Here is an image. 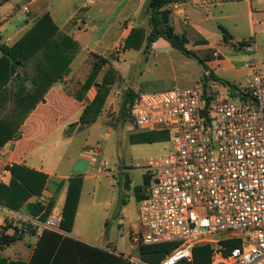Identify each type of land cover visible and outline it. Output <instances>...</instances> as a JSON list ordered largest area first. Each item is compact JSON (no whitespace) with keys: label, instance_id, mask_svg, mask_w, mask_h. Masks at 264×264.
<instances>
[{"label":"built area","instance_id":"built-area-1","mask_svg":"<svg viewBox=\"0 0 264 264\" xmlns=\"http://www.w3.org/2000/svg\"><path fill=\"white\" fill-rule=\"evenodd\" d=\"M92 4L87 0L84 8ZM243 47L249 55L255 52L251 39ZM212 57L222 60L218 51ZM244 66L252 75L234 95L209 93L201 83L136 95L135 127L167 132L172 141L169 154L140 164L146 179L138 201L141 231L131 242L135 247L176 244L155 264H192L198 245H209V264H264V75L257 61ZM210 76L206 69L204 77ZM7 212L17 238H39L44 231L67 235L60 228L62 210L55 206L43 220ZM230 241L238 245L227 248Z\"/></svg>","mask_w":264,"mask_h":264},{"label":"crops","instance_id":"crops-1","mask_svg":"<svg viewBox=\"0 0 264 264\" xmlns=\"http://www.w3.org/2000/svg\"><path fill=\"white\" fill-rule=\"evenodd\" d=\"M86 1L87 0H6L0 3V41L3 44L7 46L13 45L45 14H49L58 30L69 37L74 43L72 52L69 55L70 58L66 70L56 79H54V74L52 73L51 75H46V80H44L46 81L45 84L48 83V86L43 93V99L33 104V109L27 113L19 125L17 135L0 148V184L4 186L9 185L12 179L10 171L12 166H22L42 173L47 177L42 194L40 196H30L17 210H11L0 204V236L3 232V227L7 228L5 234L12 236L13 228L9 223L11 215L7 211L19 214L27 219H38V217H34L30 214L27 206L30 203L46 205L48 201H53L54 206L62 210L69 179L80 177V175L74 176L71 174L75 173V168L73 167L74 163L71 161V157L65 149H59V143L65 144L66 142L63 136L64 125L76 123L71 132L79 127H88L95 123L98 118H103L109 102L112 101L118 93L125 95L130 91L137 95L139 92H146L142 90H135L134 92L132 87L122 84V82H124L123 79L115 76L113 77V84L110 86V91L105 97L103 106L96 120L90 124H81L79 122L81 113L95 98L98 86L108 70L112 67L115 68L121 57L124 59L127 58L128 51L130 50H142L145 62L149 63L152 61V65L154 66V68L152 66H147L145 74L154 80L162 78V74L156 70V60H160L161 63H163L164 69L171 72L174 71L173 73H177L178 75H180L181 71H185L193 62L192 60L197 62L196 59L184 54H182V57H179L176 53H173L172 50L174 48L162 38H158L154 41L147 53L144 52L146 37L149 34L147 6L150 0H119L120 2L114 10V19L111 20V22H108L106 19H101V16L99 17L97 12H95L93 18H89V23L80 20L86 16L87 12H90L91 6H93L97 0H93L92 5L84 8ZM100 1L102 2V0ZM235 1L236 0H173V2L165 7L171 12L170 24H172L175 32L185 37V31H187L191 35V38L194 39V46L199 44L202 45L203 48L198 52L199 54L187 49L203 60L206 68H203L197 62L198 66H200L203 80L204 71L207 68L211 72V76H213L216 71L220 73L227 71L228 68L225 67V64L229 62V58L207 43L203 26L208 21L210 15L212 18H226L221 12H219L220 16L214 17L213 10L218 6L224 8L225 6L236 4ZM79 2L80 4H78ZM238 3L244 4L246 7L245 15L248 23L252 25V36L233 45L232 50L234 52L231 54L237 53L236 51L240 50L247 53L243 47V42L247 39H251L255 44V52L252 53V56L261 59V62L259 61L260 63H257L261 74L264 75V0H238ZM23 7H27V11L24 12ZM197 9L203 10V17H200L196 13H191L193 10ZM236 9V7L229 8V10L233 11H236ZM19 11L22 13L20 18L17 17ZM97 11L100 15L102 14L101 7H99ZM83 13L84 15H81ZM106 13L107 10L104 11V14ZM231 19H238L237 15L233 14ZM177 24L178 26H176ZM219 29L220 31L223 29L228 37L227 42H224L221 38V44L225 46L230 43L232 44L233 40L231 35L224 28L220 27ZM132 30L139 32V36L137 40H135V43H140V46L135 48H129L125 45V41ZM185 38L187 41L186 44H188L187 37ZM239 43H242V46L238 45ZM213 51L220 52L222 60L218 61L214 59L212 57ZM98 57L106 59V62L100 67L89 88L83 90V84L89 77L95 63H97ZM172 57L179 59L180 68H178L175 63L173 64L171 60ZM251 75L252 71L243 85L248 82ZM20 76L22 77L21 84L24 92H32L33 86L30 78L38 76L34 61L30 62L22 69ZM180 76L187 75L182 73ZM38 80H35L36 86L39 84ZM117 80L121 82L116 86ZM203 80L202 78H192L189 82L191 85L187 87H193L197 83H202ZM220 85L225 94L234 95L233 91L223 84L222 81H220ZM233 85L236 87V84ZM202 86L204 90L209 93L219 92V87L215 84L209 86L208 83L205 82ZM112 88H115L117 91L115 96L113 95ZM44 144H47V146L44 147ZM4 170H7L8 173L4 174ZM67 172L70 173V176L65 174ZM103 172L106 173L108 171L104 170ZM64 180H67V182L64 184L60 182ZM52 192H54L56 196L52 197ZM143 193L144 192H142V194ZM59 199H62L61 206L58 204V201H60ZM78 206L79 203H77L71 231L66 233L67 236L72 238H75L72 234L79 215ZM106 222H108V220H106ZM133 233H135V229L131 227L130 241ZM37 239L38 238L30 234L8 245H0V260L4 261L5 264L8 262H27L35 247ZM84 239L86 240H77L94 245L90 243L87 238ZM95 241H97V238H95ZM106 242L108 244L94 246L105 249L116 255L121 254L124 257L135 258V255L130 254L135 251L134 243L131 242V247L128 251L119 248L120 250L117 252L116 248H114L116 244L109 243V237H107ZM110 244L111 246H109ZM112 245H114V247H112ZM136 248L138 249L139 247ZM137 257L139 258L138 250Z\"/></svg>","mask_w":264,"mask_h":264},{"label":"rangeland","instance_id":"rangeland-1","mask_svg":"<svg viewBox=\"0 0 264 264\" xmlns=\"http://www.w3.org/2000/svg\"><path fill=\"white\" fill-rule=\"evenodd\" d=\"M4 1L6 0H0V3ZM119 2V0H102V2L97 0L91 6L90 12H87L86 16L88 17L85 16L80 21L84 20L89 23V18H93L95 12H97L101 19L111 22L114 19L115 7ZM235 2L236 4L224 8L218 6L213 10L214 17L220 16L219 12H221L226 18H212L210 15L203 26L207 43L229 58V62L225 64V67L228 68L227 71L222 73L216 71L213 76L210 78L204 77L203 80L200 66L194 60L185 71L180 72V75L183 73L187 76H180L173 73L174 71H167L164 69L163 63L156 60L155 67L162 74V78L154 80L145 74L147 66L154 68L152 61L145 62L142 50H130L127 58L121 57L116 67L110 68V73L123 79L122 84L132 87L134 92L135 90L161 91L182 86V88H186L191 85L189 84L190 79L202 78L201 85L205 82L209 86L215 84L219 87L218 94L225 96L220 81H227L231 85L236 84V86L243 85L251 73L250 69L245 68V62L250 60L261 62L260 58L253 57L242 50L231 54L234 52L232 50L233 45L252 36V25L248 23L245 15L246 7L244 4L238 3V0ZM99 7L102 8L101 15L97 11ZM231 7H236V11L229 10ZM105 10L108 14H104ZM191 13L203 17L202 9L193 10ZM233 14H236L238 19L232 20ZM81 15H84V13ZM21 16L22 13L19 11L17 17L20 18ZM220 27L231 35L232 44L226 46L221 44L222 33ZM185 37L189 42L186 44L187 48L197 53L200 52L203 48L202 45L194 46V39L191 38L189 32L185 31ZM172 51L182 57L181 52L175 49ZM171 60L178 68L181 67L179 59L172 57ZM120 82L117 80L116 86ZM112 90L115 96L117 91L115 88H112ZM0 92V97L4 99L3 104L2 101L0 104L2 105L0 107V118L16 123L21 122L20 119L23 118L26 111H23L17 105L15 96L17 92L13 83H8ZM125 96L118 93L109 102L103 118H98L95 123L88 127H79L71 132L76 123L64 125L63 136L66 142L65 144L59 143V149H65L74 163L75 173L71 174L74 176L80 175L82 178L79 184L78 196L79 215L72 236L83 241L86 240L84 238H87L90 243L97 246L108 244L106 240L109 237V243L116 244V247L114 245L112 247L116 248L117 252L120 250L119 248L125 251L130 249L131 227H134L135 232L141 231L138 221V201L135 196V188H140L142 192L145 191L140 164L146 160L167 155L172 151L170 135L167 138L158 137L151 143L143 141L144 134L135 127L132 119L133 106L130 102H126L123 106ZM43 146L45 147L47 144ZM95 149H100L101 154H97ZM104 162H107V165H104ZM104 170L108 172L104 173ZM65 174L70 176L69 172ZM60 182L64 184L67 180ZM54 196L56 195L52 192V197ZM59 200L58 204L61 206L62 199ZM95 238H97V241H95ZM137 250L135 247V251L130 254L137 257Z\"/></svg>","mask_w":264,"mask_h":264},{"label":"trees","instance_id":"trees-1","mask_svg":"<svg viewBox=\"0 0 264 264\" xmlns=\"http://www.w3.org/2000/svg\"><path fill=\"white\" fill-rule=\"evenodd\" d=\"M173 0H150L147 6V24L149 34L146 37L144 52L147 53L151 44L158 38L167 41L170 46L182 54L194 58L203 67L206 68L203 60L195 53L190 52L186 47V38L175 32L170 24V10L165 7ZM222 39L227 42V33L221 29ZM139 32L132 30L125 41L126 47L135 48L140 43H135ZM238 45L242 46V43ZM73 41L61 33L57 26L52 22L49 14L43 15L32 27L26 31L13 45L7 46L0 41V91L8 83L12 82L15 87L16 102L23 111H26L21 122L27 113L33 109V104L43 99L48 83L45 84L46 75L54 74V79L60 77L66 70L69 63V55L72 52ZM34 61L38 76L30 78L33 86L32 92H24L22 88V77L20 72L30 62ZM106 62V59L98 57L89 77L83 84V90H87L96 77L100 67ZM109 69L102 82L98 86L97 93L93 101L84 108L80 115L81 124H90L96 120L105 97L113 84V76ZM43 75V76H42ZM39 84L36 86V81ZM45 79V80H44ZM44 85H41V84ZM231 91L235 89L234 85L222 81ZM40 88V89H39ZM1 93V92H0ZM123 106L130 102L134 106L136 95L130 91L125 94ZM4 99L0 97V104ZM2 107V105H0ZM133 108V107H132ZM21 122H11L0 118V148L9 140L17 135V130ZM143 141L153 142L158 137L167 138V132H142ZM12 179L8 186L0 184V204L11 209L17 210L21 204L30 196H40L46 184V175L27 169L22 166H12ZM81 178H70L68 181L67 193L62 208V220L60 228L65 233L71 231L79 196V184ZM146 185V179L143 180V186ZM140 188H135V196L139 201L143 194ZM54 206L53 201H48L46 205L40 203H30L27 207L32 216L38 219H45ZM7 230L3 227L0 236V245H8L16 240L14 235L5 234ZM237 241L226 242L227 248L237 246ZM174 243H164L156 245H140L138 248L139 258L147 263L155 264L166 254L175 248ZM210 247L209 245H198L193 248L192 264H209ZM0 264H5L0 260ZM7 264H130L121 254H113L100 247L84 243L67 235H60L50 231H44L37 239L35 247L27 262H8Z\"/></svg>","mask_w":264,"mask_h":264}]
</instances>
